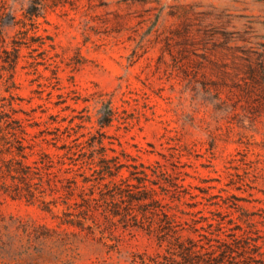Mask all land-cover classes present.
<instances>
[{"label": "rangeland", "instance_id": "1", "mask_svg": "<svg viewBox=\"0 0 264 264\" xmlns=\"http://www.w3.org/2000/svg\"><path fill=\"white\" fill-rule=\"evenodd\" d=\"M32 1L0 0V104L12 113V103L30 134L72 126L97 136L98 112L111 103L106 144L140 163L178 168L194 194L205 188L239 206L209 209L264 236V0H41L30 21ZM26 28L34 41L11 69L3 60L12 63L13 41ZM2 180L12 184L7 172ZM180 209L212 216L204 205ZM62 210L54 216L0 189V264L164 261L167 244L155 237L101 216L90 234L61 225Z\"/></svg>", "mask_w": 264, "mask_h": 264}, {"label": "trees", "instance_id": "2", "mask_svg": "<svg viewBox=\"0 0 264 264\" xmlns=\"http://www.w3.org/2000/svg\"><path fill=\"white\" fill-rule=\"evenodd\" d=\"M41 9L42 1L33 0L25 18L32 21L39 17ZM29 31L26 28L22 32L26 38L13 41L12 63L3 60L11 69L18 64L21 47H31L25 41H34L35 34L29 36ZM4 52L10 53L6 49ZM6 91L11 90L6 88ZM6 107L0 104V189L13 199L40 203L43 211L54 216V208L62 205L65 210L59 218L60 224L90 234H95L99 216L109 226L143 231L155 237L160 245L167 244L164 261L156 264H264L262 231L252 226L244 228L229 218V212L209 209L223 205L227 209H239L237 204L230 205L228 198L209 194L205 188H199L201 195L194 194L193 187L183 183L178 168L170 172L160 162L146 165L124 151L117 152L109 146L111 142L106 144L110 138L104 130L116 120L111 103L98 112L97 136L78 135L72 126L30 134L23 119L14 116L13 104H9L12 113ZM84 121L90 123L91 118ZM44 144H52L62 153H48ZM4 172L12 178V184L2 180ZM46 196L52 200L47 201ZM187 196L195 202L188 203ZM181 205L190 208L204 205L212 216H199L203 210L183 211ZM177 211L192 218L184 220ZM184 232L196 237H184Z\"/></svg>", "mask_w": 264, "mask_h": 264}]
</instances>
